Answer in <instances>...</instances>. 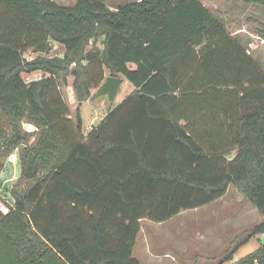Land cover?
Masks as SVG:
<instances>
[{
    "label": "trees",
    "instance_id": "obj_1",
    "mask_svg": "<svg viewBox=\"0 0 264 264\" xmlns=\"http://www.w3.org/2000/svg\"><path fill=\"white\" fill-rule=\"evenodd\" d=\"M109 1L0 0V175L15 153L19 175L0 210V264H142L141 221L230 185L262 216L260 248L234 264H264V77L200 0ZM107 73L134 92L85 136L81 105Z\"/></svg>",
    "mask_w": 264,
    "mask_h": 264
},
{
    "label": "rangeland",
    "instance_id": "obj_2",
    "mask_svg": "<svg viewBox=\"0 0 264 264\" xmlns=\"http://www.w3.org/2000/svg\"><path fill=\"white\" fill-rule=\"evenodd\" d=\"M77 1L55 0L59 5L70 7L76 5ZM131 1L110 0L108 6L115 10ZM200 1L226 27L230 38L245 50L249 59L255 63L258 76L264 77V8L260 5H247L242 0ZM63 53L64 48L54 43L51 56H62ZM36 56L32 51L26 53L29 60ZM23 77L29 83L45 75L35 72L24 74ZM99 88H94L91 99L81 105L85 121L83 134L90 127L97 126L111 109L120 105L134 90L132 84L125 80L115 100L110 102L107 96L95 97ZM61 92L71 110L69 118L76 122L75 111L79 105L72 84L63 85ZM24 129L27 132L35 131V127L28 124H24ZM13 160H7L10 171H16ZM16 176L19 179V175ZM7 192L6 187L0 190L2 200L3 197L9 199ZM261 222L262 216L257 209L244 199L234 185H230L222 199L207 206L182 212L164 223L143 220L134 257L140 259L142 264H234L260 248L262 236L251 237V234ZM231 250L235 254L233 260L228 261Z\"/></svg>",
    "mask_w": 264,
    "mask_h": 264
},
{
    "label": "crops",
    "instance_id": "obj_3",
    "mask_svg": "<svg viewBox=\"0 0 264 264\" xmlns=\"http://www.w3.org/2000/svg\"><path fill=\"white\" fill-rule=\"evenodd\" d=\"M124 81H125V79H124ZM72 82H73V80H69V84L71 83L72 84ZM134 92V90L132 91V93ZM131 93V94H132ZM86 104V102H84L82 105H85ZM82 119H83V126L85 127V121H84V118H83V116H82ZM102 121V120H101ZM100 124V122L97 124V126ZM92 125H94V122H93V124ZM96 125L94 126V127H97ZM91 129H89L88 130V132L87 133H85L84 135L85 136H87V134L93 129V126L92 127H90ZM10 159H14L13 161H14V165H15V169H16V171H10V170H8V162H6V170L4 171V173H2L1 175H0V190L3 188V187H6V189H7V191L9 192V189L14 185V184H16L17 183V174H18V172H17V166H16V153L13 155V157H11V158H9L8 160H10ZM6 193V195L7 196H9V193ZM3 197V196H2ZM11 205H13V203H12V200L10 199V197H9V199L8 198H5V197H3V200L0 198V210H2L4 213H7L8 212V210H9V206H11ZM142 222V221H141ZM141 230H142V227H141ZM140 235V234H139ZM139 237V236H138ZM263 238V237H262ZM140 260V259H139Z\"/></svg>",
    "mask_w": 264,
    "mask_h": 264
},
{
    "label": "water",
    "instance_id": "obj_4",
    "mask_svg": "<svg viewBox=\"0 0 264 264\" xmlns=\"http://www.w3.org/2000/svg\"><path fill=\"white\" fill-rule=\"evenodd\" d=\"M124 82L123 77L109 76L105 82L101 85L95 97L107 96L110 102H113Z\"/></svg>",
    "mask_w": 264,
    "mask_h": 264
}]
</instances>
